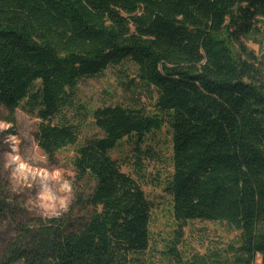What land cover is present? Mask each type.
I'll use <instances>...</instances> for the list:
<instances>
[{
    "label": "trees",
    "instance_id": "1",
    "mask_svg": "<svg viewBox=\"0 0 264 264\" xmlns=\"http://www.w3.org/2000/svg\"><path fill=\"white\" fill-rule=\"evenodd\" d=\"M263 27L264 0H0V108L35 116L46 156L75 148L79 183L93 182L85 218L18 223L0 264H130L146 252L152 204L111 152L167 124L180 229L226 223L240 232L233 264H264V62L244 45ZM126 61L157 92L153 107L99 108L101 136L79 145L66 111L80 83ZM6 209L0 190V218Z\"/></svg>",
    "mask_w": 264,
    "mask_h": 264
},
{
    "label": "rangeland",
    "instance_id": "2",
    "mask_svg": "<svg viewBox=\"0 0 264 264\" xmlns=\"http://www.w3.org/2000/svg\"><path fill=\"white\" fill-rule=\"evenodd\" d=\"M244 45L264 62V27L261 35ZM157 97L153 88L137 78L136 65L126 61L100 76L84 79L66 115L79 126L82 145L87 139L101 136L92 118L94 111L115 105L149 110ZM82 106L88 114H83ZM38 125L35 116L22 110L11 116L0 108V190L7 202L0 218V255L18 223L52 218L75 221L89 213L79 199L92 190L93 182L79 183L73 166L76 149L46 156L36 138ZM135 141L126 139L111 152L122 170L139 182L152 204L150 247L133 255L130 264H197L198 258L200 264H233L240 247L237 229L223 222L201 221L188 222L180 229L174 217L173 197L166 190L174 172L170 126L147 136L140 146ZM45 188L53 193V200H41ZM261 263L262 258L257 256L256 264Z\"/></svg>",
    "mask_w": 264,
    "mask_h": 264
},
{
    "label": "clouds",
    "instance_id": "3",
    "mask_svg": "<svg viewBox=\"0 0 264 264\" xmlns=\"http://www.w3.org/2000/svg\"><path fill=\"white\" fill-rule=\"evenodd\" d=\"M40 196H41V200L43 201H49L54 199L53 193L47 188H45V190L40 194ZM45 206L48 207L49 205L46 204Z\"/></svg>",
    "mask_w": 264,
    "mask_h": 264
}]
</instances>
